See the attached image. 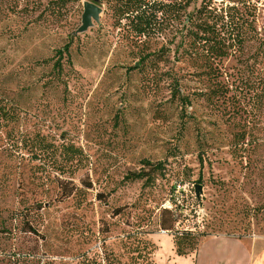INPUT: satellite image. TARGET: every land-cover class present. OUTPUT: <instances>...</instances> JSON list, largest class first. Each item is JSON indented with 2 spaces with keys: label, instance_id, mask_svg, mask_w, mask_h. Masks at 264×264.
<instances>
[{
  "label": "rangeland",
  "instance_id": "374dc122",
  "mask_svg": "<svg viewBox=\"0 0 264 264\" xmlns=\"http://www.w3.org/2000/svg\"><path fill=\"white\" fill-rule=\"evenodd\" d=\"M85 1L0 0V264H153L181 232L191 264H264V0L235 2L244 49L210 78L187 44L131 69L104 0L76 33Z\"/></svg>",
  "mask_w": 264,
  "mask_h": 264
},
{
  "label": "trees",
  "instance_id": "16d2710c",
  "mask_svg": "<svg viewBox=\"0 0 264 264\" xmlns=\"http://www.w3.org/2000/svg\"><path fill=\"white\" fill-rule=\"evenodd\" d=\"M192 1L104 0L106 10L111 13L113 27L124 32L123 38L126 39V43L143 47L138 51V60L131 69L138 70L146 62L154 61L149 58H161L165 54L166 43L174 45L175 52L187 44L188 57L195 61L199 60L200 68L206 77L210 78L211 75L215 76L212 74L213 71L218 69V65L225 58L243 52L245 36L241 30L242 16L237 12L233 13L235 2L239 0H231L233 5L220 8L211 6L209 1H204L199 7L188 11ZM178 37L180 38L176 41ZM150 42H161V45L157 51H148ZM68 50L69 43L56 50L57 57L53 62L55 69L61 67L63 52ZM174 89H177V85ZM182 99L188 103L186 97ZM0 115L9 116L2 105H0ZM142 163L146 166H154L157 170H161L164 165L163 162L152 164L147 159H143ZM124 179L131 181L144 179L146 184L151 182V176L145 169L130 172L124 176ZM175 220H171V225ZM196 240L190 232H181L175 236V253L179 256L188 255L197 249L199 243Z\"/></svg>",
  "mask_w": 264,
  "mask_h": 264
},
{
  "label": "water",
  "instance_id": "95a60500",
  "mask_svg": "<svg viewBox=\"0 0 264 264\" xmlns=\"http://www.w3.org/2000/svg\"><path fill=\"white\" fill-rule=\"evenodd\" d=\"M99 0L85 1L83 3V12L81 15V24L78 26L76 33L85 31L88 27H91L94 22H99L100 13L102 7L98 5ZM200 185L195 184V194L198 197L200 194Z\"/></svg>",
  "mask_w": 264,
  "mask_h": 264
},
{
  "label": "crops",
  "instance_id": "0c3cea01",
  "mask_svg": "<svg viewBox=\"0 0 264 264\" xmlns=\"http://www.w3.org/2000/svg\"><path fill=\"white\" fill-rule=\"evenodd\" d=\"M196 255L194 258H191L189 255L179 256L175 254V257L168 261H156L153 264H191V262H196ZM247 262H254L253 255L249 253V257L247 258ZM195 264V263H194Z\"/></svg>",
  "mask_w": 264,
  "mask_h": 264
}]
</instances>
